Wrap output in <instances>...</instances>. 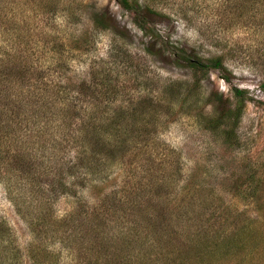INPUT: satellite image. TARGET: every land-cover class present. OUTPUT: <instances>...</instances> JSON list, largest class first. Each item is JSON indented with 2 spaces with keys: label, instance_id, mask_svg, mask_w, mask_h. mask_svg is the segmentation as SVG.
<instances>
[{
  "label": "rangeland",
  "instance_id": "374dc122",
  "mask_svg": "<svg viewBox=\"0 0 264 264\" xmlns=\"http://www.w3.org/2000/svg\"><path fill=\"white\" fill-rule=\"evenodd\" d=\"M241 3L230 9V0L152 2L160 14L153 17L156 29L174 45L186 47L205 60L224 56L225 69L212 70L208 79H202V87L191 92L184 107L174 105L172 112L162 113L156 138L147 146L155 165L163 153L174 151L179 160L174 193L181 196L184 188L196 187L203 200L211 203L194 207L190 220L197 215L207 228L223 235L235 229L264 228V7ZM104 11L111 29L99 31L94 17ZM142 48L134 15L122 10L116 0H0V57L21 54L27 65L41 67L49 82L64 86L62 94L67 99L64 104L51 103L50 111L45 112L52 118L50 128L40 112L28 115L24 111L28 125L19 128L14 137L0 138V150L8 151L0 164V264H89L86 245L92 241L90 236L86 238L85 229L64 232L59 228L56 232L51 226L47 233L43 224H34L38 217L35 222L30 217L39 211V205L47 203V211L51 209L56 221L70 217L81 205L98 208L113 192L138 186L146 161L134 158L131 150L133 156L126 157L124 164L107 165L95 179L79 167L75 174L79 178L67 175L61 182L57 164L67 170L71 163L62 162L74 157L78 149H69L66 157L60 158L61 151L57 150L69 139L64 140L67 130L55 121L57 109L51 110L57 104L59 109L63 105L69 108L72 116L86 115L87 111L107 118L116 109H124L130 126L135 125L132 112L136 118H149L146 114L152 113V97L170 101L165 89L173 82L189 84L191 72L175 65L172 58L155 59ZM103 71L117 83V96L93 93L100 87ZM236 89L243 91L245 102L237 139L230 146L221 131L207 129L205 119L220 114L227 118L237 102ZM7 100L19 104L12 106V111H23L26 105L34 109L29 101L25 103L15 95ZM226 120L227 127L234 124L232 118ZM131 146L126 144L127 149ZM18 153L29 155L32 173H40L36 182L46 191L32 193L30 171L13 162ZM50 183L53 190L48 187ZM8 188L13 191L11 197ZM28 210L33 211L29 217L20 213ZM189 217L182 220V227ZM172 223L176 225V221ZM129 224V220L115 221L104 230L112 236L116 229L111 226ZM120 242L115 240L114 244L123 247ZM216 258L221 264H237L239 257L221 252Z\"/></svg>",
  "mask_w": 264,
  "mask_h": 264
},
{
  "label": "trees",
  "instance_id": "16d2710c",
  "mask_svg": "<svg viewBox=\"0 0 264 264\" xmlns=\"http://www.w3.org/2000/svg\"><path fill=\"white\" fill-rule=\"evenodd\" d=\"M153 1L116 0L122 10L134 15L135 26L141 32L142 50L155 59L160 56L172 58L175 65L191 72V79L189 84L173 82L168 85L164 92L170 96V101H164L154 95L150 100L152 113L146 114L150 115L149 118L139 116L136 118V114L131 111L134 115L132 116L134 126L126 122L124 109H116L107 118L93 116L87 111H85L86 115L83 113L70 115L69 108L63 105L59 109L57 105L60 102L64 104L67 100L65 93L62 94L65 91L64 86L49 82L41 71V67L35 68L27 65L26 59L21 54H8L6 59L3 56L0 57V138H9L10 135L14 137V133L19 128L28 125L24 123L23 114L25 112L28 115L33 111L40 112L44 123L50 128L52 118L46 116L45 112L50 111L51 103L53 105L57 102L51 111L57 109L58 114H56L55 121L60 122L59 125L67 130L64 140L69 139L57 150L61 151L60 158L66 157L67 150L78 149L74 157L62 162L71 163L67 170L65 166L57 164L58 177H61V182L67 175L79 178L75 175L79 167L84 168L95 179L102 175L107 165L124 164L126 157L133 156L131 150L134 151V158L138 157L146 161V167L140 170L142 179L138 186L134 185L127 189L125 185L126 188L102 199L98 208L87 209L81 205L70 217L58 221L54 219L51 209L47 211L48 203L39 205V211L34 207L37 212L33 213L28 210L20 213H26L28 217L33 213L30 221L35 222L38 217L34 224H43L42 227L47 229V233L50 232L51 226L57 229L56 232L59 228L64 229V232L70 229L76 232L79 229L82 232L85 229L86 238L90 236L89 240L92 241L86 245V250L90 254L89 264H221V260L216 258V255L221 252L230 257L238 255L237 264H264V228L259 227L257 231L251 227L247 231L235 229L229 235H223L222 231H212L207 228L197 215L190 220L194 207L198 209L210 204L211 201L206 203L207 201L203 200L199 190L194 186L184 188L185 192L181 196L174 193L173 180L178 173L179 161L173 155L174 151L169 150L165 152L166 154L163 153L164 157L156 165L151 159L153 153H147L148 144H153L158 133L157 125L162 113L172 112L174 105L184 107L191 92L202 87V79H208L212 70L225 69L224 56L205 60L197 56L194 51L186 47H178L169 38H165L156 29V22L153 21V17H160V14L153 8ZM245 1L253 6L260 4L264 7V0H230V9ZM109 21L106 11L94 17L95 27L99 31L110 30ZM3 63H5L4 66ZM7 63L12 65L8 66ZM103 72V76L99 79L100 87H95L97 91L93 93L103 94L106 98L117 96L120 90L117 83L114 79H108L105 71ZM224 79L229 82L228 78ZM83 85V90H86L85 83ZM184 91H188L187 94L184 95ZM13 95L25 103L29 101L34 109H28L26 105L23 111L21 108L19 111H12V106L19 105L17 100L12 103L8 102L7 98L10 99ZM235 96L237 97L236 105L230 108L226 115L229 120L231 118L234 120L233 125L227 127L228 121L223 114L205 119L207 129L213 132L221 131L225 142L230 146H233L237 139L236 129L245 102L242 90L236 89ZM76 136L80 140L77 141ZM129 143L133 144L131 149L126 148V144L128 147ZM7 152L0 150V164L2 159H6ZM30 160L26 153L13 156L15 164L19 163L18 166L22 169L30 171L26 172H29L32 193L46 191L47 188H43L36 182L39 181L40 173H32ZM75 160L77 162H74ZM152 166H156L157 169L152 170ZM144 179L147 180L146 183L143 182ZM56 180L58 181V178L55 176ZM238 181L241 183V179ZM51 183L48 187H52L51 190H53L54 184ZM70 190L74 191L72 188ZM12 192L8 188L10 197ZM21 203L16 202L18 206L22 205ZM186 217H189L188 222H185L182 227L181 223H184L182 220ZM127 220L130 224L125 227L111 226L116 229L112 236L104 230L107 224L110 225L115 221L124 223ZM53 221L58 224H53ZM174 221H176L175 226L172 223ZM33 228L35 227H32V231H35ZM73 230L70 234L75 236ZM39 236L41 239V235ZM115 240H121L123 247H117L114 244Z\"/></svg>",
  "mask_w": 264,
  "mask_h": 264
}]
</instances>
